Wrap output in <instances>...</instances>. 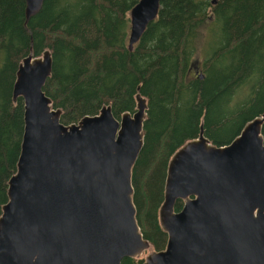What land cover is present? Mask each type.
<instances>
[{"label": "water", "instance_id": "1", "mask_svg": "<svg viewBox=\"0 0 264 264\" xmlns=\"http://www.w3.org/2000/svg\"><path fill=\"white\" fill-rule=\"evenodd\" d=\"M25 1V23L44 0ZM215 4V1L212 2ZM139 0L130 12L128 49L159 12ZM49 50L18 65L12 97L23 102L16 172L0 215V264H121L149 251L136 220L132 170L144 145L147 103L118 119L111 106L61 123L43 87ZM264 111L228 145L202 128L171 157L158 211L164 250L142 264H264ZM183 202L175 212L177 201Z\"/></svg>", "mask_w": 264, "mask_h": 264}, {"label": "trees", "instance_id": "2", "mask_svg": "<svg viewBox=\"0 0 264 264\" xmlns=\"http://www.w3.org/2000/svg\"><path fill=\"white\" fill-rule=\"evenodd\" d=\"M138 2L44 0L25 23L24 0H0V215L23 133V102L13 101V84L29 54L51 53L43 92L64 125L106 105L118 119L136 111V95L146 100L133 203L155 252L167 242L158 211L173 154L201 128L214 146L228 145L264 111V0H160L156 19L129 50L130 12ZM182 207L179 200L174 211Z\"/></svg>", "mask_w": 264, "mask_h": 264}, {"label": "rangeland", "instance_id": "3", "mask_svg": "<svg viewBox=\"0 0 264 264\" xmlns=\"http://www.w3.org/2000/svg\"><path fill=\"white\" fill-rule=\"evenodd\" d=\"M151 252H153V250H152V248L150 247V249H149V251H147V252H145L142 256H140L139 258H136V259H145V257L149 254V253H151Z\"/></svg>", "mask_w": 264, "mask_h": 264}]
</instances>
